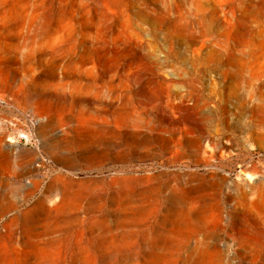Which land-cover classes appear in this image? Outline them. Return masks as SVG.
<instances>
[{
  "label": "rangeland",
  "instance_id": "1",
  "mask_svg": "<svg viewBox=\"0 0 264 264\" xmlns=\"http://www.w3.org/2000/svg\"><path fill=\"white\" fill-rule=\"evenodd\" d=\"M1 249L264 264V0H0Z\"/></svg>",
  "mask_w": 264,
  "mask_h": 264
},
{
  "label": "built area",
  "instance_id": "2",
  "mask_svg": "<svg viewBox=\"0 0 264 264\" xmlns=\"http://www.w3.org/2000/svg\"><path fill=\"white\" fill-rule=\"evenodd\" d=\"M24 118L29 121V126L23 129L12 130V137L10 141L16 143L17 145L37 148L40 145V140L32 132V128L36 125L38 119L30 113H25ZM41 160L45 161L44 158H41Z\"/></svg>",
  "mask_w": 264,
  "mask_h": 264
},
{
  "label": "bare ground",
  "instance_id": "3",
  "mask_svg": "<svg viewBox=\"0 0 264 264\" xmlns=\"http://www.w3.org/2000/svg\"><path fill=\"white\" fill-rule=\"evenodd\" d=\"M8 257L7 254L5 253V251L3 249L0 250V264H7L8 261ZM61 264V263H59Z\"/></svg>",
  "mask_w": 264,
  "mask_h": 264
}]
</instances>
